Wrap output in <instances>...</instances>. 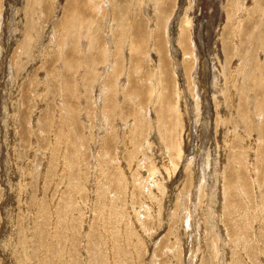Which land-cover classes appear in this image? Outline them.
Returning a JSON list of instances; mask_svg holds the SVG:
<instances>
[{"label": "rangeland", "instance_id": "rangeland-1", "mask_svg": "<svg viewBox=\"0 0 264 264\" xmlns=\"http://www.w3.org/2000/svg\"><path fill=\"white\" fill-rule=\"evenodd\" d=\"M0 264H264V0H0Z\"/></svg>", "mask_w": 264, "mask_h": 264}, {"label": "bare ground", "instance_id": "bare-ground-1", "mask_svg": "<svg viewBox=\"0 0 264 264\" xmlns=\"http://www.w3.org/2000/svg\"><path fill=\"white\" fill-rule=\"evenodd\" d=\"M149 1H151V0H149ZM156 1H158V0H156ZM158 4H159V3H158ZM165 4H167V3H165ZM164 7H165V6H164ZM222 7H223V6H222ZM160 9H161V8H160ZM166 9H167V6H166ZM166 9H164V11H163V15H164L163 17H166L165 14H164ZM178 9H179V8H178ZM158 10H159V9H158ZM177 12H178V11H177ZM175 14H176V13H175ZM253 15H254V14H253ZM161 16H162V15H161ZM159 17H160V16H159ZM163 17H162V18H163ZM181 17H182V16H181ZM223 17H224V16H223ZM175 18H176V17H175ZM173 19H174V18H173ZM179 19H180V21H179L180 24H179L178 27H179V31H180V33H182V32H184V31L186 30L185 28H186V27L188 28L189 26L182 25V24L185 23V22H184V20H182V18H179ZM179 19H177V20H179ZM227 19H228V18H227ZM174 20H175V19H174ZM185 20H186V19H185ZM187 20H188V19H187ZM190 20H191V19H190ZM174 22H175V21H174ZM186 22H187V21H186ZM229 22H230V21H229ZM187 23H188V22H187ZM191 23H192V22H191ZM226 24H227V23H226ZM191 25H192V24H191ZM192 28H193V27H192ZM180 33H179V35H180ZM184 36H185V33H184ZM184 36H182V34L180 35L181 38L184 37ZM225 49H226V48H225ZM186 51H187V50H186ZM227 51H228V50H227ZM192 55H193V54H192Z\"/></svg>", "mask_w": 264, "mask_h": 264}]
</instances>
